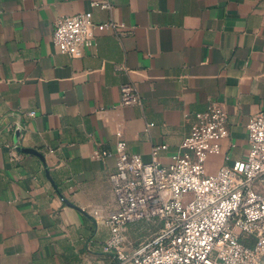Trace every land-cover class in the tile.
Segmentation results:
<instances>
[{
    "label": "crops",
    "instance_id": "1",
    "mask_svg": "<svg viewBox=\"0 0 264 264\" xmlns=\"http://www.w3.org/2000/svg\"><path fill=\"white\" fill-rule=\"evenodd\" d=\"M111 2L0 0V264H118L103 246L119 208L110 178L119 141L146 162L167 146L158 160L169 165L196 114L217 103L230 135L207 173L248 156L249 121L264 112V0ZM89 11L96 46L59 51L56 20ZM128 83L141 104L121 105ZM154 225L130 224L126 250Z\"/></svg>",
    "mask_w": 264,
    "mask_h": 264
},
{
    "label": "built area",
    "instance_id": "2",
    "mask_svg": "<svg viewBox=\"0 0 264 264\" xmlns=\"http://www.w3.org/2000/svg\"><path fill=\"white\" fill-rule=\"evenodd\" d=\"M91 6L113 5L91 0ZM97 27L93 11L59 17L54 44L64 54L81 57L96 46ZM100 27L122 29L115 22ZM141 103L137 86L124 84L121 105ZM229 135L228 112L213 103L196 114L182 150L169 165L158 160L167 146H155L153 160L146 162L119 141L117 168L110 175L119 208L106 220L111 236L104 251L115 253L118 264H264V112L249 121L246 160L208 174V158L221 153ZM190 193L193 197L186 201ZM141 221L158 229L129 252L128 226Z\"/></svg>",
    "mask_w": 264,
    "mask_h": 264
},
{
    "label": "water",
    "instance_id": "3",
    "mask_svg": "<svg viewBox=\"0 0 264 264\" xmlns=\"http://www.w3.org/2000/svg\"><path fill=\"white\" fill-rule=\"evenodd\" d=\"M25 151H26V152H29V153L36 154V155H38V156H40V157H42V158H43V154H41L40 152H38V151H37V150H35V149H32V148H27V149H25Z\"/></svg>",
    "mask_w": 264,
    "mask_h": 264
},
{
    "label": "rangeland",
    "instance_id": "4",
    "mask_svg": "<svg viewBox=\"0 0 264 264\" xmlns=\"http://www.w3.org/2000/svg\"><path fill=\"white\" fill-rule=\"evenodd\" d=\"M192 197H193V194L190 193V194L187 196L186 201L189 200V199L192 198Z\"/></svg>",
    "mask_w": 264,
    "mask_h": 264
}]
</instances>
